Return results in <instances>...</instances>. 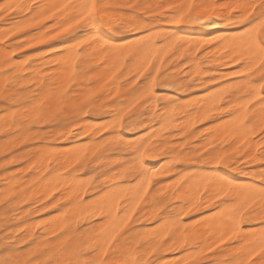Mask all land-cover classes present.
I'll use <instances>...</instances> for the list:
<instances>
[{
    "label": "snow or ice",
    "instance_id": "snow-or-ice-1",
    "mask_svg": "<svg viewBox=\"0 0 264 264\" xmlns=\"http://www.w3.org/2000/svg\"><path fill=\"white\" fill-rule=\"evenodd\" d=\"M9 17L0 264H264V0H0ZM50 41L38 69L12 59ZM173 69L202 100L163 94ZM257 160L258 182L232 174Z\"/></svg>",
    "mask_w": 264,
    "mask_h": 264
},
{
    "label": "rangeland",
    "instance_id": "rangeland-1",
    "mask_svg": "<svg viewBox=\"0 0 264 264\" xmlns=\"http://www.w3.org/2000/svg\"><path fill=\"white\" fill-rule=\"evenodd\" d=\"M141 3H148V4H152V5H155V4H158V3H163L165 2V0H140ZM15 15V14H13ZM9 20H10V17L9 18H5L4 20H0V27H9ZM195 30L194 27H190L188 29L189 32ZM66 39V38H65ZM13 40H15V38H13ZM10 44L12 42H9ZM51 45H58L59 44V41H50L49 44H42V45H38L37 48H34V49H26L25 51H17L16 53V57H12L13 60H16L15 58L19 57L21 58V60L23 59H27L28 56H32V60L29 61L30 64L33 65V67H42L43 66V61H45L46 57L44 56V53L45 52H48L49 50V46ZM2 46V45H0ZM4 48V46H3ZM5 50V48H4ZM39 50V51H38ZM24 52H27L26 54ZM32 52V53H31ZM24 53V54H23ZM19 54V55H18ZM50 54H53V53H50ZM3 59H4V55H2V57H0V66L3 65ZM39 60L41 63L37 64L36 61ZM173 64H176V63H181V60L178 58L177 60H174L172 62ZM168 67H171V65H168ZM25 69H27V66L25 67ZM187 69H183L182 71L181 70H176V69H173V71L170 73V75L173 73V75H175L176 77L180 78L182 73L183 72H186ZM0 77L1 78H4L3 75H2V72H0ZM204 92V89L200 88V87H195V88H191L189 91H184L183 93H177L175 90L173 89H165L163 90V94L164 95H167L170 99H174V100H177V98L179 97L180 99L182 100H185L186 102H189L190 99L192 98H195V97H198L201 96ZM176 95V96H175ZM165 103L164 100H161L159 101V104H163ZM0 104H2V101H0ZM173 115H181V114H173ZM173 115H172V118H173ZM181 126H185L187 125L188 126V131H192L194 130L192 127H191V124L188 122V121H183L181 122ZM86 125V124H85ZM83 126V125H82ZM197 127H202V125H197ZM79 128L75 129V132H79L80 129L78 130ZM77 130V131H76ZM55 131H63V129H59V130H54ZM92 129L89 130V132H91ZM169 131H176V129L172 128L171 125H169ZM167 133H165L166 135ZM6 135V132L3 131V132H0V153H3L4 152V149H5V143H7L5 140H4V137ZM41 135H47L48 136V139L45 141L46 143L48 144H52V145H56L58 146V150L60 151L61 149L65 148L63 146H66V147H71L73 146V143L75 145H79L80 144V140L83 139V140H87V137H84L81 133V138L80 139H73V138H68V139H57L55 137V134H41ZM106 135V134H105ZM172 139H176V140H179L181 139L180 136H174L172 137ZM65 140V142H64ZM9 142H13L10 138V141ZM39 139L35 137V135H33V138H31L29 140V143L30 144H35V143H39ZM62 142V143H61ZM64 142V143H63ZM78 142V143H77ZM193 142H190V145L192 144ZM20 147H25L24 145H20ZM38 151V149L36 148H30L28 150V155H31L32 153ZM4 161V156L3 155H0V163H3ZM250 164H247V166H243L241 165L240 168L242 169V171H236L235 174L236 176H249L251 174H254L255 175H258L259 173V170H260V165H259V161L257 160L256 163H251L249 162ZM19 165H6V167L10 170L8 171L7 173L5 172V168L4 167H0V198L3 197L4 193L1 192L3 190L6 189V187L8 185L5 184V181H10L11 180V177H12V174L13 172H15L16 168L18 167ZM175 167V166H174ZM247 169V170H245ZM254 169V170H253ZM251 170V171H249ZM246 173V174H245ZM30 175V174H29ZM172 175H175V173H169V176H161V177H158L159 180H163L165 181L166 183L164 185H162V188L163 187H167V182L169 181V178L170 176ZM257 182H258V177H257ZM155 181H154V185H155ZM143 207V205H142ZM55 211V210H53ZM0 213H2V206H0ZM45 218H48V213H43L42 214ZM137 215L139 216L140 218V221L142 224H150V220H145L144 216L140 215V213L138 212ZM147 216L151 217V210H149L147 213H146ZM195 215H199V214H195ZM25 219H29V217H25ZM31 220H39L40 219V215H37V216H34V217H31L30 218ZM134 220L136 219V217L133 218ZM14 223H18V222H14ZM4 224L0 223V240H4L6 237L4 235ZM9 233L11 234L12 233V229L9 228ZM21 235H23V233H21ZM133 239L132 236L129 237V241H131ZM179 253H176L175 255H178ZM173 256V254H169L165 257L167 258H171Z\"/></svg>",
    "mask_w": 264,
    "mask_h": 264
},
{
    "label": "bare ground",
    "instance_id": "bare-ground-1",
    "mask_svg": "<svg viewBox=\"0 0 264 264\" xmlns=\"http://www.w3.org/2000/svg\"><path fill=\"white\" fill-rule=\"evenodd\" d=\"M198 2H199V0H198ZM194 28H195V32L197 33V35H196V39H206V38H209V35H207V34H211V35H215V34H217V30L216 29H212V28H205V27H203V26H193ZM192 28V27H191ZM224 28H226V25H224V24H221L220 25V29L222 30V29H224ZM7 29V27L5 26V28L2 26V27H0V33H2L3 31H5ZM25 54L27 53V52H24ZM23 53V54H24ZM32 53V52H31ZM2 55H5V50H4V48H3V46H0V57H2ZM19 55V54H18ZM53 55H54V53H53ZM184 57H186L187 56V52H185V53H183L182 54ZM14 58V57H13ZM16 59V58H15ZM21 59V58H20ZM191 66V65H190ZM204 67L205 68H212V69H215L216 67H217V64L216 63H214V62H209L208 64H206V65H204ZM33 68H35V69H38V68H40V67H33ZM229 69H227V68H225V69H223V71H228ZM28 71V69H25V72H27ZM202 71V70H201ZM169 79H170V81L175 85V87H173V88H171V89H173V90H175L177 93H183L184 91H189L190 89H188L187 88V86H186V84L185 85H181L180 83H177L179 80H180V78H178V77H176L175 75H173V73L170 75V77H169ZM3 80H4V78H1L0 77V83H2L3 82ZM183 87V90H180L181 88ZM176 96V95H175ZM203 99V94L201 95V96H199L198 95V97H195V98H192V99H190L189 100V102L190 101H195V100H202ZM177 101L179 102V104L180 105H186V104H188L189 102H186L185 100H182V99H180L179 97L177 98ZM176 114H181V113H179V112H176ZM165 115L168 117V119L169 120H171L172 119V110H171V108L168 110V112L167 113H165ZM183 122V121H182ZM0 124H2V121H0ZM182 124V123H181ZM84 127H86L87 128V130L89 131L91 128L90 127H87V124L85 125V124H82ZM183 125V124H182ZM79 130V129H78ZM77 131V130H76ZM0 132H3V131H0ZM83 135V134H82ZM64 142H65V140H64ZM63 142V143H64ZM62 143V142H61ZM78 143V142H77ZM74 144V143H73ZM63 147H65V148H63V149H61L60 151L61 152H67L70 148H72L73 146H71V147H66V146H63ZM248 164H250V163H248ZM245 170H247V169H245ZM254 170V169H253ZM234 176H236V174H235V172L234 173H232ZM246 174V173H245ZM240 179H239V182L240 183H250V182H252L253 180H256L257 179V177H258V175H255V173L254 174H251V175H249V176H238ZM8 187V186H7ZM6 187V188H7ZM6 190V189H5ZM5 190H3V191H1V192H5ZM41 191L43 190V189H40ZM195 214H199V213H193V215H195ZM46 217V216H45ZM54 226V225H53ZM4 227H5V225H4ZM3 240V239H2ZM169 254H171V253H160L159 255H161V256H163V257H165V256H167V255H169ZM172 255V254H171ZM172 258V257H171ZM170 259V258H169Z\"/></svg>",
    "mask_w": 264,
    "mask_h": 264
}]
</instances>
